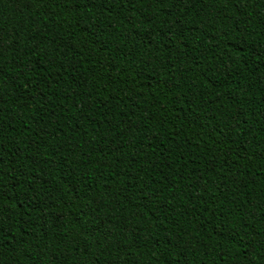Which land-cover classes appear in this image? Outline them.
I'll use <instances>...</instances> for the list:
<instances>
[{"label":"trees","instance_id":"1","mask_svg":"<svg viewBox=\"0 0 264 264\" xmlns=\"http://www.w3.org/2000/svg\"><path fill=\"white\" fill-rule=\"evenodd\" d=\"M0 264H264V0H0Z\"/></svg>","mask_w":264,"mask_h":264}]
</instances>
